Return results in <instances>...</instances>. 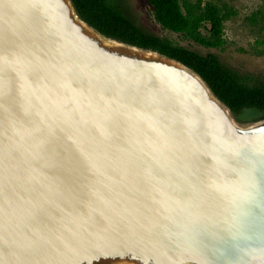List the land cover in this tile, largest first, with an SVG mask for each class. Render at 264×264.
<instances>
[{"label": "water", "instance_id": "water-1", "mask_svg": "<svg viewBox=\"0 0 264 264\" xmlns=\"http://www.w3.org/2000/svg\"><path fill=\"white\" fill-rule=\"evenodd\" d=\"M0 264H264V111L73 0H0Z\"/></svg>", "mask_w": 264, "mask_h": 264}, {"label": "trees", "instance_id": "trees-1", "mask_svg": "<svg viewBox=\"0 0 264 264\" xmlns=\"http://www.w3.org/2000/svg\"><path fill=\"white\" fill-rule=\"evenodd\" d=\"M154 17L164 28L184 34L207 47L223 42L226 15L212 3L193 5L182 0H148ZM80 15L102 33L124 42L156 50L194 68L216 95L236 114L252 109L264 111V82H251L224 65L213 53L172 43L137 25L117 0H73ZM207 31V35L202 33Z\"/></svg>", "mask_w": 264, "mask_h": 264}, {"label": "rangeland", "instance_id": "rangeland-1", "mask_svg": "<svg viewBox=\"0 0 264 264\" xmlns=\"http://www.w3.org/2000/svg\"><path fill=\"white\" fill-rule=\"evenodd\" d=\"M133 21L145 31L203 55L213 53L220 61L251 82H264V0H182L193 5H217L226 20L223 42L207 47L184 34L164 28L156 21L148 0H117ZM207 35V31L202 29Z\"/></svg>", "mask_w": 264, "mask_h": 264}]
</instances>
